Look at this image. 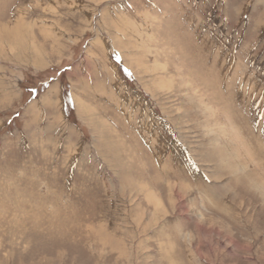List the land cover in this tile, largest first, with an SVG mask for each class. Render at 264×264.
<instances>
[{
    "label": "rangeland",
    "instance_id": "rangeland-1",
    "mask_svg": "<svg viewBox=\"0 0 264 264\" xmlns=\"http://www.w3.org/2000/svg\"><path fill=\"white\" fill-rule=\"evenodd\" d=\"M0 264H264V0H0Z\"/></svg>",
    "mask_w": 264,
    "mask_h": 264
},
{
    "label": "bare ground",
    "instance_id": "bare-ground-1",
    "mask_svg": "<svg viewBox=\"0 0 264 264\" xmlns=\"http://www.w3.org/2000/svg\"><path fill=\"white\" fill-rule=\"evenodd\" d=\"M8 28V27H7ZM13 37V36H12ZM32 48V47H31ZM132 189V188H131ZM144 192V191H143Z\"/></svg>",
    "mask_w": 264,
    "mask_h": 264
}]
</instances>
